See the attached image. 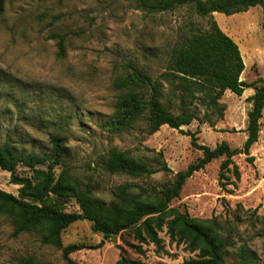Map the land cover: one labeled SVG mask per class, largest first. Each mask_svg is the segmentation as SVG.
Here are the masks:
<instances>
[{
  "label": "rangeland",
  "instance_id": "rangeland-1",
  "mask_svg": "<svg viewBox=\"0 0 264 264\" xmlns=\"http://www.w3.org/2000/svg\"><path fill=\"white\" fill-rule=\"evenodd\" d=\"M212 18L240 49L245 63L241 80L250 83L264 78L262 9L256 6L230 16L213 13ZM189 23L206 28V19L186 7L147 13L137 8L135 0L6 1L0 15L2 139L8 136L20 148L39 152L49 150V135H60L72 178L82 187L93 188L94 195L106 203L113 198V188L124 184L159 191L201 157L191 147L190 137L166 125L147 135L142 122L119 134L103 130L101 124L114 113L122 93L114 87L115 79L128 73L130 65L156 76L179 31L188 30ZM51 35L64 37L62 55ZM252 94V89L241 96L226 91L220 100L225 106L223 118L214 121L213 127L193 121L181 129L194 133L199 145L214 148L225 142L232 149L241 148L247 138ZM110 149L129 151L152 168L165 163L171 172L138 178L107 173L102 157ZM221 161H211L186 179L171 206L190 217H215L234 227L223 264H243L238 256L241 246L256 256L254 264H264V108L258 140L249 155L240 153L233 158L240 173L235 187L220 185ZM59 171L60 167L56 174ZM10 177L0 170V189L17 195L18 186L10 183ZM63 205L66 212H79L72 199L63 200ZM159 236L168 255L153 245H142L140 254L131 230L104 239L83 220L62 232L61 243L83 247L69 255L70 264H115L121 258L142 264H182L195 256L184 246L171 244L165 230ZM28 256L41 264H67L62 249L43 244L36 231L13 235L10 219L0 216V264H18Z\"/></svg>",
  "mask_w": 264,
  "mask_h": 264
},
{
  "label": "trees",
  "instance_id": "trees-1",
  "mask_svg": "<svg viewBox=\"0 0 264 264\" xmlns=\"http://www.w3.org/2000/svg\"><path fill=\"white\" fill-rule=\"evenodd\" d=\"M6 1L0 0V15ZM135 3L138 9L147 13L172 12L186 7L197 17L206 19V28L200 29L189 23L188 30L179 31L156 76L130 65L128 73L117 77L114 87L122 93L115 102L114 113L102 122L101 128L119 134L142 122L146 134L152 135L166 125L189 136L191 147L200 151L201 157L184 171L177 172L173 181L165 183L159 191L124 184L113 188V198L106 203L94 195L93 188L82 187L72 178L66 166L67 149L60 135H49V150L33 152L20 148V144L8 136L2 139L0 134V170L8 172L10 183L18 186L17 195L0 189V216L10 219L13 235L36 231L43 244L62 249L67 264L71 263L69 255L83 247L76 244L63 247L62 232L83 220L90 222L91 230L104 239L131 230L140 254L142 245H153L157 252L168 255L159 236L165 230L171 244L182 245L186 251L195 254L182 264H223L231 247L234 227L215 217H190L187 212L172 207L171 202L179 197L186 179L216 159H222L218 180L222 187H235V182L240 180L233 158L240 153L249 155L250 148L258 140L264 108V78L250 83L241 80L245 66L240 49L217 25L212 14L230 16L256 6L264 14V0H135ZM260 26L264 33V18ZM50 38L57 40L62 55L64 37L51 35ZM246 89H252L253 94L248 98L251 109L247 113V138L241 148L232 149L225 142L214 148L199 145L194 133L181 129L193 121L213 127L214 121L224 115L225 106L220 103L223 94L229 91L241 96ZM5 108L9 110V107ZM158 156L162 158L161 153ZM102 164L107 173L133 178L171 172L165 163L152 168L129 151L117 149H110L102 157ZM20 169L22 174L18 173ZM65 199L74 200L79 212H66ZM238 256L243 264H254L257 260L245 246L238 249ZM18 264L41 263L28 256L21 257ZM115 264L142 263L121 258Z\"/></svg>",
  "mask_w": 264,
  "mask_h": 264
},
{
  "label": "crops",
  "instance_id": "crops-1",
  "mask_svg": "<svg viewBox=\"0 0 264 264\" xmlns=\"http://www.w3.org/2000/svg\"><path fill=\"white\" fill-rule=\"evenodd\" d=\"M244 66H245V63H244Z\"/></svg>",
  "mask_w": 264,
  "mask_h": 264
}]
</instances>
